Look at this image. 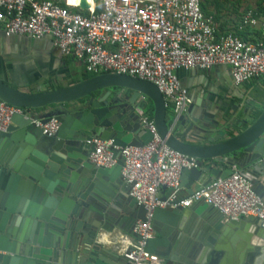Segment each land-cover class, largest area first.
<instances>
[{
	"label": "water",
	"instance_id": "95a60500",
	"mask_svg": "<svg viewBox=\"0 0 264 264\" xmlns=\"http://www.w3.org/2000/svg\"><path fill=\"white\" fill-rule=\"evenodd\" d=\"M80 7L87 9L88 0H81ZM141 95L153 103L161 139L198 159L197 167L181 173L188 195L196 183L208 185L237 168L264 196V102L259 91L246 95L236 85L232 96L237 101L220 120L208 112L188 116L191 103L170 124L158 87L138 77L104 73L40 93L19 91L0 78V99L32 110L14 115L8 129L0 131V264L119 263V253L104 244L103 236L114 228L132 233L139 215L128 208L136 201L120 176V149L113 148L115 165L97 166L89 159L95 145L88 140H111L113 147L149 142L152 134L136 112ZM67 103L72 105L39 114ZM53 116L60 123L53 136L33 122L40 118L46 123ZM175 127L183 128L181 135L189 140L210 144L186 143ZM109 184L123 187L117 201L105 187ZM123 204L128 207L121 212ZM139 212L145 215L146 210L139 206ZM152 224L155 235L147 250L168 264H264V227L256 217L226 220L216 208L200 203L157 208Z\"/></svg>",
	"mask_w": 264,
	"mask_h": 264
},
{
	"label": "built area",
	"instance_id": "2783aa9c",
	"mask_svg": "<svg viewBox=\"0 0 264 264\" xmlns=\"http://www.w3.org/2000/svg\"><path fill=\"white\" fill-rule=\"evenodd\" d=\"M202 0H92L87 9L81 0H0V25L6 37L49 38L62 56L81 62L86 72L99 75L119 73L155 84L166 107L178 118L192 103L181 83L179 70H208L226 66L234 84L241 86L264 78V40H248L241 33L264 20L252 12L244 14L237 30L222 31L212 15H206ZM147 97L136 105L140 123L152 139L142 146L117 147L111 140L92 138L95 145L89 159L101 167L116 164L113 148L123 159L121 179L136 205L146 210L144 219L132 227L133 236L118 248V264H161L157 253L147 250L154 237L157 208H185L205 203L219 210L226 220L253 216L264 227V198L254 183L237 168L224 178L200 184L192 194H183L181 173L198 166V159L168 146L158 135L147 113ZM146 105V107H144ZM16 114L28 109L0 99V131H6ZM43 133L53 136L59 129L57 118L46 123L33 119ZM165 186V194L162 187Z\"/></svg>",
	"mask_w": 264,
	"mask_h": 264
},
{
	"label": "crops",
	"instance_id": "0c3cea01",
	"mask_svg": "<svg viewBox=\"0 0 264 264\" xmlns=\"http://www.w3.org/2000/svg\"><path fill=\"white\" fill-rule=\"evenodd\" d=\"M235 2L238 6H236ZM243 3L247 4L248 1L239 3L235 0L232 5H229L230 7L228 6V9H216L213 12L215 16L213 17L222 31L237 30V24L240 18L248 12H252L261 21L264 20V4H260L258 0H251L250 7L241 16L239 14L243 11V8L241 7L239 9V5ZM243 33L247 34V37L250 38L249 40H260L264 36L259 25L256 27L249 26ZM259 34L262 36L259 37ZM74 62L78 61L70 57L62 56L52 45L49 38L32 40L26 36L6 37L0 25V78L17 90L26 93H40L58 89L57 86L62 88L76 83L74 82L76 78L74 76L76 74L70 69L72 64H75ZM177 74L181 83L188 89L192 100V109L188 116H199L203 112H208L216 120H220L222 116L231 112L232 105L237 101V98L232 96L236 85L234 84L230 70L226 66L216 65L208 70H179ZM239 87L246 95L253 94L257 91L261 92L263 97L260 100L264 102V78H255ZM145 101L149 103L150 100L146 98ZM71 105L72 103L50 106L46 109H41L39 114L46 111L62 110ZM31 112L32 110L28 109V113L30 114ZM260 112H256L255 115L258 116ZM167 118L171 124L173 122V115H168ZM174 132L186 143L196 146L210 144L209 142L189 140L183 137L181 135V132H184L183 128L175 127ZM204 178H206V175ZM252 182L254 183V181ZM200 184H202V181L196 183L194 189ZM123 185L125 187L124 183ZM105 187L108 193H111L112 201H117L120 198L123 187L116 188L110 184ZM161 193L165 194V191L162 189ZM183 194H187V192L183 190ZM199 204L195 203L192 206L197 207ZM121 206L123 207L121 212L127 210L128 206L124 204ZM128 209H132L134 213L139 215L137 220L144 219L145 215L140 214L138 205ZM132 237L128 232L114 228L112 231H106V234L103 236V242L118 251L119 246L126 244V242L128 243ZM108 241H111V243ZM154 253L158 254V252ZM161 264H168V262L161 260Z\"/></svg>",
	"mask_w": 264,
	"mask_h": 264
},
{
	"label": "rangeland",
	"instance_id": "374dc122",
	"mask_svg": "<svg viewBox=\"0 0 264 264\" xmlns=\"http://www.w3.org/2000/svg\"><path fill=\"white\" fill-rule=\"evenodd\" d=\"M71 1H77V0H71ZM233 1L235 0H202V2L205 4L206 8L211 11L212 13L216 10V9H228L229 5L233 4ZM239 3L240 2H247V4L243 3L242 5H239V9L242 7L243 11L240 12L239 15L243 14L244 12H246L248 10V8L250 7V1L251 0H237ZM258 2H260V4H264V0H258ZM236 3V2H235ZM236 6H238V4L236 3ZM230 7V6H229ZM242 16V15H241ZM75 64H72V66L70 67L71 70H73L75 72V76H74V80L80 79L82 77V73L84 72V68H83V64L81 62H74Z\"/></svg>",
	"mask_w": 264,
	"mask_h": 264
},
{
	"label": "trees",
	"instance_id": "16d2710c",
	"mask_svg": "<svg viewBox=\"0 0 264 264\" xmlns=\"http://www.w3.org/2000/svg\"><path fill=\"white\" fill-rule=\"evenodd\" d=\"M201 7H202L203 12H204L206 15H212V16H214L213 13H212L211 11H209V10L206 8V6H205V4H204L203 2H201ZM214 17H215V16H214ZM241 18H242V17H241ZM241 18H240V20H241ZM241 35H242L245 39H248V40L250 39V38L247 37V34H246V33H243V32H242ZM261 36H262V35L259 34V37H261ZM262 39L264 40V36L262 37ZM82 74H83L82 77H81L80 79L74 80V82H78V81L84 80V79H86V78H89V77L95 76V74H91V73H88V72H86V71H84ZM57 87L59 88L60 86H57ZM52 106H54V105H52ZM167 111H168V114H169V115H174L173 110H172L171 107H167ZM147 113H148V115H149L151 118H153V114H154V106H153V103H152L151 101H149V103H148Z\"/></svg>",
	"mask_w": 264,
	"mask_h": 264
},
{
	"label": "bare ground",
	"instance_id": "6f19581e",
	"mask_svg": "<svg viewBox=\"0 0 264 264\" xmlns=\"http://www.w3.org/2000/svg\"><path fill=\"white\" fill-rule=\"evenodd\" d=\"M92 0H88V3L91 2ZM105 239H106V236H105ZM127 241V240H126Z\"/></svg>",
	"mask_w": 264,
	"mask_h": 264
},
{
	"label": "flooded vegetation",
	"instance_id": "af4514ba",
	"mask_svg": "<svg viewBox=\"0 0 264 264\" xmlns=\"http://www.w3.org/2000/svg\"><path fill=\"white\" fill-rule=\"evenodd\" d=\"M189 261H190V262H192L193 260H192V259H190Z\"/></svg>",
	"mask_w": 264,
	"mask_h": 264
}]
</instances>
